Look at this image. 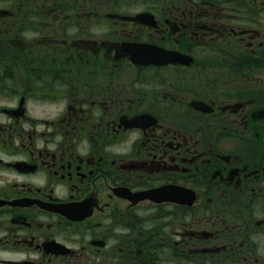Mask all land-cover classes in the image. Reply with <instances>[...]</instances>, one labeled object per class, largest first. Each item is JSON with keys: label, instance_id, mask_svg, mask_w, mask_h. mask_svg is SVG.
I'll return each instance as SVG.
<instances>
[{"label": "flooded vegetation", "instance_id": "flooded-vegetation-1", "mask_svg": "<svg viewBox=\"0 0 264 264\" xmlns=\"http://www.w3.org/2000/svg\"><path fill=\"white\" fill-rule=\"evenodd\" d=\"M0 264H264V0H0Z\"/></svg>", "mask_w": 264, "mask_h": 264}, {"label": "bare ground", "instance_id": "bare-ground-1", "mask_svg": "<svg viewBox=\"0 0 264 264\" xmlns=\"http://www.w3.org/2000/svg\"><path fill=\"white\" fill-rule=\"evenodd\" d=\"M142 12V11H141ZM151 12V11H150ZM36 49V48H35ZM63 55V54H62ZM40 56V55H39Z\"/></svg>", "mask_w": 264, "mask_h": 264}]
</instances>
